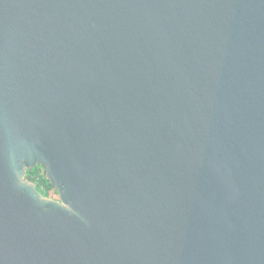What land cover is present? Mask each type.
I'll list each match as a JSON object with an SVG mask.
<instances>
[{
	"label": "water",
	"instance_id": "95a60500",
	"mask_svg": "<svg viewBox=\"0 0 264 264\" xmlns=\"http://www.w3.org/2000/svg\"><path fill=\"white\" fill-rule=\"evenodd\" d=\"M0 264H264V0H0Z\"/></svg>",
	"mask_w": 264,
	"mask_h": 264
},
{
	"label": "trees",
	"instance_id": "16d2710c",
	"mask_svg": "<svg viewBox=\"0 0 264 264\" xmlns=\"http://www.w3.org/2000/svg\"><path fill=\"white\" fill-rule=\"evenodd\" d=\"M24 179L35 183L38 191L46 198H52L57 195L47 178L45 168L42 166H37L32 170H28Z\"/></svg>",
	"mask_w": 264,
	"mask_h": 264
},
{
	"label": "flooded vegetation",
	"instance_id": "af4514ba",
	"mask_svg": "<svg viewBox=\"0 0 264 264\" xmlns=\"http://www.w3.org/2000/svg\"><path fill=\"white\" fill-rule=\"evenodd\" d=\"M47 198H48V197H47ZM49 198H51V197H49ZM52 198L57 200V196H54V197H52Z\"/></svg>",
	"mask_w": 264,
	"mask_h": 264
},
{
	"label": "rangeland",
	"instance_id": "374dc122",
	"mask_svg": "<svg viewBox=\"0 0 264 264\" xmlns=\"http://www.w3.org/2000/svg\"><path fill=\"white\" fill-rule=\"evenodd\" d=\"M57 196V195H56Z\"/></svg>",
	"mask_w": 264,
	"mask_h": 264
}]
</instances>
